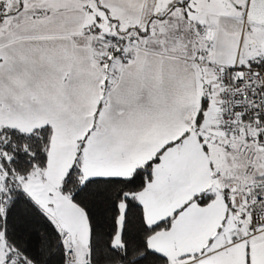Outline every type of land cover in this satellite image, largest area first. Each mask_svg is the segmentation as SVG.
I'll return each mask as SVG.
<instances>
[{"label": "snow or ice", "instance_id": "6c2138e0", "mask_svg": "<svg viewBox=\"0 0 264 264\" xmlns=\"http://www.w3.org/2000/svg\"><path fill=\"white\" fill-rule=\"evenodd\" d=\"M0 264H264V0H0Z\"/></svg>", "mask_w": 264, "mask_h": 264}]
</instances>
